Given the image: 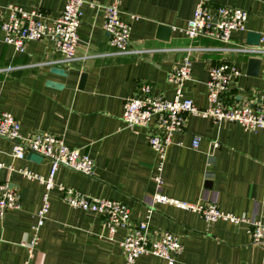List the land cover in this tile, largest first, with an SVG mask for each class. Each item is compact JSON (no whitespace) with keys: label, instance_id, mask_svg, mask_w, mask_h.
Segmentation results:
<instances>
[{"label":"crops","instance_id":"crops-1","mask_svg":"<svg viewBox=\"0 0 264 264\" xmlns=\"http://www.w3.org/2000/svg\"><path fill=\"white\" fill-rule=\"evenodd\" d=\"M82 1L76 60L67 66L49 42H27L24 51L17 52L3 42L0 31V112L20 122L22 135L43 131L60 137L67 147L91 157L95 167L93 177L57 169L30 264H127L119 246L126 231L119 229L109 239L103 218L66 205L58 185L92 198L119 201L128 207L132 223L146 222L152 234L177 236L183 251L175 264H264V246L251 242L247 224L208 223L196 213L152 202L159 193L188 203H214L225 213L264 222V134L187 114L184 130L173 135L158 170L160 161L148 144L150 129L127 128L122 121L124 101L141 83L149 84L156 95L172 99L168 74L188 53L192 71L184 95L199 109L208 106L206 82L211 65L227 61L237 67L240 75L226 99L241 104L264 96L262 63L258 76H249L251 57L220 51L228 46L221 42L190 40L181 33L178 29L192 17L196 0ZM211 2L248 13L245 30L231 33L229 46L247 45L248 32H264V0ZM64 3L0 0V9L14 4L56 17ZM98 6L119 9L122 20L130 25L134 53H113ZM159 25L171 28L168 41L157 38ZM56 67L66 70L67 76L51 73ZM82 74L86 79L80 89ZM48 81L62 88L48 87ZM11 149L12 143L0 137V163L5 165L0 169V184L10 183L20 197V207L7 210L0 221V264H23L46 189L19 170L26 168L47 178L50 162L27 156L17 160ZM132 264L166 262L141 256Z\"/></svg>","mask_w":264,"mask_h":264},{"label":"built area","instance_id":"built-area-1","mask_svg":"<svg viewBox=\"0 0 264 264\" xmlns=\"http://www.w3.org/2000/svg\"><path fill=\"white\" fill-rule=\"evenodd\" d=\"M82 0H65L63 9L56 17H50L38 9L24 10L8 4L0 9V31L3 42L11 45L17 52H23L27 42H49L61 56V63L67 66L76 60L79 42L78 29L81 24ZM102 29L107 34L108 45L115 55L134 53L130 47V25L122 20L116 6H102ZM248 13L232 6L214 5L211 0H196L192 17L184 28L178 29L188 39H210L228 45L219 49L234 52L251 58L260 59L264 79V32L261 33L258 46L230 45L233 32L245 30ZM192 61L189 53L176 63L168 74L167 81L173 87V97L168 100L156 95L149 84L141 83L136 92L125 99L122 121L127 128L143 127L150 129L148 144L156 153L162 167L166 148L172 143L174 134L185 128L184 116L187 114L210 118L214 123H236L250 132L261 131L264 134V96L252 101L228 103L226 97L231 91L240 71L232 63L222 61L208 69L207 102L205 109L197 108L190 98L185 97L184 88L191 78ZM0 137L12 143L11 156L23 160L28 154H37L50 162L47 178L38 176L26 168L19 173L27 179H35L43 184L46 193L43 203L36 213V221L31 227V236L25 245L27 259L23 264H30L34 250L39 243V232L46 220L49 201L48 191L54 186V175L59 167H65L82 175L94 176V161L86 154L67 147L63 139L53 134L36 131L31 135L21 134L20 122L10 113L0 112ZM193 148L197 149L198 139ZM5 165L0 163V169ZM12 170V168H11ZM157 183L160 179L157 178ZM62 193V201L75 209L99 215L113 239L119 229L126 231L119 242L122 256L127 264L134 263L141 256H153L166 264H175L181 255L183 246L179 238L168 232L152 234L146 222L132 223L128 207L115 200L92 198L75 190L57 186ZM153 204H168L176 209L200 215L206 222L218 220L233 225L245 223L252 243L264 246V222L249 221L243 217L223 212L218 205L208 202L188 203L167 198L155 193ZM20 207V197L10 183L0 184V221L7 210Z\"/></svg>","mask_w":264,"mask_h":264},{"label":"water","instance_id":"water-1","mask_svg":"<svg viewBox=\"0 0 264 264\" xmlns=\"http://www.w3.org/2000/svg\"><path fill=\"white\" fill-rule=\"evenodd\" d=\"M171 32V28L163 25H159L157 29V38L163 40V41H168L169 35ZM261 33H255V32H248L246 35V44L249 46H258L259 40H260ZM260 65L261 61L260 59L257 58H250L248 60V67H247V75L252 76V77H257L259 70H260ZM51 73L61 75V76H67V71L62 69V68H52ZM86 79V75L82 74L80 76V82H79V88H83L84 82ZM48 87H52L55 89H60L62 88L61 84H57L51 81H48L46 83ZM27 157L31 158L32 160H38V159H43L41 156L37 154H28Z\"/></svg>","mask_w":264,"mask_h":264}]
</instances>
